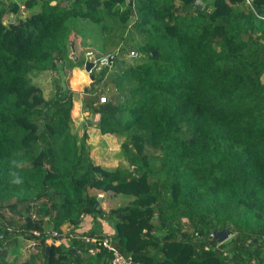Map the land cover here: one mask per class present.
I'll list each match as a JSON object with an SVG mask.
<instances>
[{"label": "trees", "instance_id": "obj_1", "mask_svg": "<svg viewBox=\"0 0 264 264\" xmlns=\"http://www.w3.org/2000/svg\"><path fill=\"white\" fill-rule=\"evenodd\" d=\"M195 1L0 0V264H109L105 248L82 256L63 240L84 217L98 229L80 233L140 264L264 263V0ZM91 29L113 59L91 69L83 113L123 138L127 167L94 164L73 129L67 72L85 65L75 52ZM46 71L51 97L33 81ZM100 192L130 200L105 221ZM221 228L229 256L203 250ZM14 235L41 252L18 261Z\"/></svg>", "mask_w": 264, "mask_h": 264}, {"label": "rangeland", "instance_id": "obj_2", "mask_svg": "<svg viewBox=\"0 0 264 264\" xmlns=\"http://www.w3.org/2000/svg\"><path fill=\"white\" fill-rule=\"evenodd\" d=\"M11 17V16H10ZM94 29L90 30L89 34H80L81 38L84 37L86 38V41L84 42V47H82L80 45V40L81 38L78 39L77 43H78V49L76 50V54L78 55V57H80V59H84L85 60H90V61H96V59L102 55L100 48H103L104 46L102 45V41L100 39L101 36L99 35H92L94 34ZM78 36V37H80ZM71 51H73L72 47H71ZM138 53V52H137ZM138 55V54H137ZM124 57L127 60H131V57H126V55H124ZM79 68V67H78ZM75 69V68H74ZM85 71V68L83 66V68H79ZM73 70V69H72ZM72 70L67 72V78H69V80H71V84L77 85V83H79L80 78H78L77 83H75V78L72 79ZM87 76H86V80H85V85H87L85 88L86 89H81L79 88V94H77V96H74L73 94V107L71 110V117L73 119V129L76 130L78 136H81L82 133L85 131L87 133V140H86V144H88L89 146V154L88 156L90 157V159L92 160V162L94 164H99L103 167L106 168H114L117 166H128V162L125 160V158H123L120 154H121V146L120 143L122 141V137L120 136H114V135H110V134H105L102 135L100 134L99 130L94 126V124L92 125L90 123V116L87 117L85 115H83V109H81V106H79L78 104V108L76 109L77 103H75L74 100L76 98L81 99L82 96H87L89 95V93H87L88 88H89V84L91 82L90 76H88V74H90V72H86ZM54 72H50V71H46V72H42L41 74L33 77V81L39 85L43 91V94L45 97H48L50 95V97L52 96L51 94H53V91L56 90V87L58 85V81L57 80H52ZM71 78V79H70ZM262 81L264 82V75L262 76ZM80 84V83H79ZM85 85H82L85 86ZM85 92L86 95H83V93ZM83 99V98H82ZM78 102V101H77ZM81 105L83 108V100L81 101ZM94 120L95 117H94ZM92 120V121H94ZM95 192V191H94ZM99 198H100V207L102 208L103 211V215L105 217V221H108V215H109V211L110 210H115L118 207H122L124 205H126L129 202V197L123 196V195H114L112 192H100L99 193ZM2 212V210L0 211ZM6 215H9L8 210H6ZM83 216V215H82ZM84 217V216H83ZM81 217V218H83ZM115 215H112V219H114ZM8 218V217H7ZM98 218V217H97ZM16 221H18L17 217L15 218ZM22 220V219H21ZM182 223V222H181ZM185 224V223H182ZM105 225V224H104ZM106 230L108 232H111V227L109 222L106 223ZM98 229L96 226V221L93 222V226L91 228V230H95ZM188 230V228H186ZM7 239V238H6ZM231 237H229L228 239H226L225 245H227L230 241ZM12 242H14L13 244L17 247L18 249V256H17V260H23L28 256V253L30 252H35L36 246H32V245H28L27 240L21 236V235H14V237H12ZM9 242L6 243V245ZM11 244V242L9 243ZM12 246V245H11ZM39 252H41V246H38ZM82 256H85V254H81ZM89 257H85L84 260L87 262H94V257L88 259Z\"/></svg>", "mask_w": 264, "mask_h": 264}, {"label": "built area", "instance_id": "obj_3", "mask_svg": "<svg viewBox=\"0 0 264 264\" xmlns=\"http://www.w3.org/2000/svg\"><path fill=\"white\" fill-rule=\"evenodd\" d=\"M243 1L247 7L253 8V3L255 0H243ZM128 54L131 57L135 56L136 51L134 49H131ZM93 62H94V67L96 68V70H100L103 66L108 64V55L100 56L96 59V61H93ZM106 99H107L106 95H102L99 97L98 103L99 104L104 103L106 102ZM32 217L34 218L35 216L33 215ZM81 217L83 216L81 215ZM181 222L187 224L188 220L183 217L181 219ZM71 229L72 227H69V226L65 229L64 232L68 233L69 236L65 238L64 240H66L68 244L70 243L72 244L73 240H80L83 243L84 249L81 248L82 246L73 245V249H75L77 253L93 256L97 254L102 248H105L110 253L109 264H140L139 262L135 261L130 255L122 254L115 247V245L111 242L110 237L104 236L100 238L97 236H89L87 234H82L80 233L82 231L80 228H77L74 233H71ZM33 233L37 236L41 234L37 230H33ZM57 235L58 233L56 232L52 233L53 237ZM233 235L234 234L231 233L230 237H232ZM213 240L214 242H212ZM224 243H225L224 241H218L210 235L209 238H207L206 243L203 246V250L204 251H210V250L220 251L223 254V256H229L228 251L224 247H222ZM247 243L249 244V241H247ZM262 244L264 246V237H263Z\"/></svg>", "mask_w": 264, "mask_h": 264}, {"label": "crops", "instance_id": "obj_4", "mask_svg": "<svg viewBox=\"0 0 264 264\" xmlns=\"http://www.w3.org/2000/svg\"><path fill=\"white\" fill-rule=\"evenodd\" d=\"M18 2H20V0H17ZM202 2V1H201ZM22 14L23 15H25V14H27V11H25L24 9L22 10ZM10 16L12 17V18H14L15 17V13H10ZM80 42V41H79ZM72 74H73V76H72V79L73 78H75V77H77V78H80V80H79V83H77V85H72L71 84V80H69V85H70V87H71V89L74 91L73 92V94H74V96H77V94H79V88H81V89H86L85 87L87 86V85H85L86 83H85V80H86V76H87V73H86V71H84V70H82V69H79V68H75V69H73L72 70ZM77 75V76H76ZM89 76V75H88ZM71 79V78H70ZM82 85H85V86H83L82 87ZM83 94H85V92L83 93ZM83 97V96H82ZM74 100H77V101H75V103H77V106H76V109L78 108V104H79V106H81V109H82V105H81V101H82V98L81 99H78V98H76V99H74ZM83 113V112H82ZM83 115H85V113H83ZM84 220H83V222H81V225H80V227H81V230H82V232H85V231H88V230H90L91 228H92V226H93V220L91 219V218H83ZM98 222L100 223L99 225H100V229H101V232L103 231V230H106L107 228H106V222H104V220L103 219H98ZM105 224V225H104ZM104 232V231H103ZM39 244L40 243H37V245H36V249H35V252H39V249H38V246H39ZM40 246H41V244H40ZM31 253V252H30ZM30 253H28V256L25 258V259H23V260H26L29 256H30ZM23 260H20V261H23ZM19 261V260H18ZM72 261V260H71ZM89 263H91V264H94V262H89ZM76 264V263H75ZM264 264V263H263Z\"/></svg>", "mask_w": 264, "mask_h": 264}, {"label": "water", "instance_id": "obj_5", "mask_svg": "<svg viewBox=\"0 0 264 264\" xmlns=\"http://www.w3.org/2000/svg\"><path fill=\"white\" fill-rule=\"evenodd\" d=\"M195 4L200 9L203 8V3L200 0H196ZM156 53H157L156 50L151 51L152 55H156ZM74 59H76V56H74ZM112 59H113L112 56H109L108 60L110 63L112 62ZM84 68H85V71L89 73L91 71V69L93 68V62L92 61H86ZM90 78H91V80H93L91 76H90ZM99 201H100V198H99ZM119 217L121 218L120 215H119ZM4 233H7V231H5ZM1 236H2V234L0 235V238H1ZM211 236L218 241H225L226 239H228L231 236V232L228 228H221L220 230L212 231ZM49 252H50V250L47 247L46 248V254H49Z\"/></svg>", "mask_w": 264, "mask_h": 264}, {"label": "clouds", "instance_id": "obj_6", "mask_svg": "<svg viewBox=\"0 0 264 264\" xmlns=\"http://www.w3.org/2000/svg\"><path fill=\"white\" fill-rule=\"evenodd\" d=\"M200 1H201V0H200ZM202 3H203V2H202ZM131 49H133V48H131ZM131 49H130V50H131ZM130 50H129V51H130ZM134 50H135V49H134ZM129 51H128V52H129ZM135 51H136V50H135ZM137 54H138V53H137V51H136V55H135V56H132V57H131V56H129V54H127L126 57H131V58H133V57L138 56ZM105 55H108V54H104V55H100V56H105ZM100 56H99V57H100ZM109 56H110V55H108V59H109ZM86 61H90V60H86ZM92 62H93V61H92ZM107 65H111V63L109 62V60H108V64H107ZM105 66H106V65H105ZM93 67H94V62H93ZM95 69H96V68H95ZM88 75L90 76V74H88ZM90 79H91V78H90ZM91 81H92V80H91ZM13 175L15 176V174H13ZM12 182L15 183V184H20V183H21V180H20L19 178H15V179H13ZM33 215L35 216L34 218L32 217ZM37 218H38V217L36 216L35 213H32V214H31V219H32V220H37ZM67 227H68V225H66V226L63 228V231H65V229H66ZM80 229H81V228H80ZM33 230H37V229H31V230H29V232L32 233V234H33L34 236H36V237H40V236H41L42 233H41L39 236H37V235H35V234L33 233ZM37 231H38V230H37ZM65 233H66V232H65ZM57 236H58V235H57ZM57 236H54V237H57ZM54 237L52 236V238H48V240H46V241H47L49 244H51V243L53 244V243H55V242L59 243V242L62 241V240L55 241V240L53 239ZM63 240H64V239H63ZM64 241H65V240H64ZM37 243H38V240L35 239V240L32 241V243H31L30 245H32V246H36ZM30 245H29V246H30Z\"/></svg>", "mask_w": 264, "mask_h": 264}]
</instances>
